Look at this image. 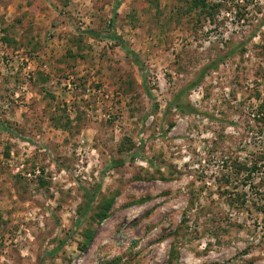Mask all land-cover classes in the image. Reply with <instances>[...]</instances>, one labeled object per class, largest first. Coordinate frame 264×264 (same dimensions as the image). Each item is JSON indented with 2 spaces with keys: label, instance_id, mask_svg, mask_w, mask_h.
<instances>
[{
  "label": "rangeland",
  "instance_id": "rangeland-1",
  "mask_svg": "<svg viewBox=\"0 0 264 264\" xmlns=\"http://www.w3.org/2000/svg\"><path fill=\"white\" fill-rule=\"evenodd\" d=\"M0 264H264V0H0Z\"/></svg>",
  "mask_w": 264,
  "mask_h": 264
},
{
  "label": "trees",
  "instance_id": "trees-1",
  "mask_svg": "<svg viewBox=\"0 0 264 264\" xmlns=\"http://www.w3.org/2000/svg\"><path fill=\"white\" fill-rule=\"evenodd\" d=\"M86 213V211L85 212H83L82 214L84 215Z\"/></svg>",
  "mask_w": 264,
  "mask_h": 264
}]
</instances>
